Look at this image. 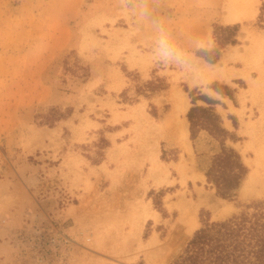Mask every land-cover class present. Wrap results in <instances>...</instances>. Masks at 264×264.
Wrapping results in <instances>:
<instances>
[{"label":"rangeland","instance_id":"obj_1","mask_svg":"<svg viewBox=\"0 0 264 264\" xmlns=\"http://www.w3.org/2000/svg\"><path fill=\"white\" fill-rule=\"evenodd\" d=\"M263 3L0 0V264H170L206 221L263 200L262 165L253 191L243 179L231 198L206 176L222 141L246 177L264 157ZM145 4L183 66L152 58ZM202 95L232 136L201 120L191 138L190 108L210 106ZM179 98L186 130L182 112L167 120ZM180 198L195 206L191 232Z\"/></svg>","mask_w":264,"mask_h":264},{"label":"trees","instance_id":"obj_2","mask_svg":"<svg viewBox=\"0 0 264 264\" xmlns=\"http://www.w3.org/2000/svg\"><path fill=\"white\" fill-rule=\"evenodd\" d=\"M263 10L264 3L259 15L261 19ZM226 38L229 37L223 38V44L236 43L232 36ZM217 57L207 59L214 62ZM196 99H203L210 106L194 105L190 108L188 119L191 138H196V126L200 125L201 120L210 123L211 133L222 136L223 139L232 136L222 126L220 115L212 106L219 101L204 95ZM246 173L247 167L239 152L227 146L224 141L221 151L215 155L213 163L206 170L208 182L214 184L216 193L223 198H231L236 194ZM170 264H264V199L249 204L245 212L239 215L221 221H206L195 231L183 253Z\"/></svg>","mask_w":264,"mask_h":264},{"label":"clouds","instance_id":"obj_3","mask_svg":"<svg viewBox=\"0 0 264 264\" xmlns=\"http://www.w3.org/2000/svg\"><path fill=\"white\" fill-rule=\"evenodd\" d=\"M138 18L152 32L150 37L152 40V58L165 66H183L187 53L178 45L164 23L153 17L147 4L140 9Z\"/></svg>","mask_w":264,"mask_h":264},{"label":"bare ground","instance_id":"obj_4","mask_svg":"<svg viewBox=\"0 0 264 264\" xmlns=\"http://www.w3.org/2000/svg\"><path fill=\"white\" fill-rule=\"evenodd\" d=\"M232 12H233V15L231 17V19H237V18H241V14H236L237 11L233 10L232 8ZM246 15V14H245ZM233 21V20H232ZM210 68V67H209ZM212 70V69H211ZM213 71V70H212ZM219 71V70H218ZM220 73V72H219ZM207 74V73H206ZM219 75V74H218ZM207 76L210 78L211 76H216V72L212 73L210 72L209 74H207ZM212 78V77H211ZM215 78V77H214ZM225 79H227L225 77ZM210 80V79H209ZM114 152V151H113ZM137 155V154H136ZM128 158V157H127ZM129 159V158H128ZM137 160V159H136ZM133 162V161H132ZM263 166V169H264V157H258L257 159H255V161L253 162V167L254 169L252 170V172L250 174L247 175L246 178H244V182L241 186L242 188V192L244 194L248 193V192H252L253 191V186L255 185L256 183V180H257V175L259 174V171L257 170L260 166ZM155 169V167H154ZM262 173H264V170L262 171ZM180 201L181 198L179 199ZM213 200V198L211 196L208 195V197H203V200L201 199V202H206V201H209L211 202ZM199 202V201H198ZM211 206L213 207V210L214 212L216 213L217 210L219 209L217 205H213L211 204ZM179 210V209H178ZM194 210H195V206H191L189 204H184V201L181 202V208H180V215H178V221H181L182 223L185 224L186 228H187V231L188 232H191L193 231L194 227L196 226L197 224V220L195 218V215L194 214ZM180 223V224H182ZM184 226V227H185ZM148 244V243H147ZM146 244V245H147ZM118 249V248H117ZM121 250V249H119ZM116 251V250H115ZM119 252V251H118ZM118 252H116L118 254ZM119 254H121L119 252ZM123 254V252H122ZM124 255V254H123ZM122 257V255H121ZM165 261L164 259H162L161 261L159 262H156L155 264H164Z\"/></svg>","mask_w":264,"mask_h":264},{"label":"crops","instance_id":"obj_5","mask_svg":"<svg viewBox=\"0 0 264 264\" xmlns=\"http://www.w3.org/2000/svg\"><path fill=\"white\" fill-rule=\"evenodd\" d=\"M214 91L218 94V90H215ZM220 94V93H219ZM222 95V94H220ZM186 105V103H185ZM176 109V110H175ZM175 109H171V111L168 112V115H167V120L170 119V117H173L174 116V112L178 113L179 111L182 112L181 114H179V117L181 118V122H182V127H183V130H186V119H185V115H186V112H187V105L185 106H182V103H181V99H177V102H176V107Z\"/></svg>","mask_w":264,"mask_h":264}]
</instances>
